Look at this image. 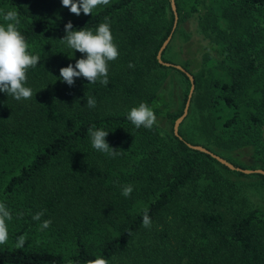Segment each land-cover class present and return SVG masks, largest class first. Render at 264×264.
<instances>
[{
	"label": "trees",
	"instance_id": "1",
	"mask_svg": "<svg viewBox=\"0 0 264 264\" xmlns=\"http://www.w3.org/2000/svg\"><path fill=\"white\" fill-rule=\"evenodd\" d=\"M175 2L178 21L198 15L220 56L204 80L192 73L191 102L200 100L202 129L214 143L252 147L264 168V0ZM13 9L29 51L40 62L27 71L26 86L36 93L29 104L0 92V173L8 178L5 194L20 197V208H29L31 216L43 215L30 228L15 227L12 237L24 236L26 243L22 248L9 240L0 245V264H88L98 256L109 264H264V206L231 217L218 208L226 203L227 180L211 162L232 169L190 148L181 128V138L174 129L165 138L156 127L136 128L127 119L141 102L154 109L156 118L173 123L183 113L170 109L161 87L147 82L153 72L179 74L184 108L189 77L157 58L174 27L171 0H111L92 14L56 19L22 0H0V24L7 23L3 14ZM105 18L119 49V57L109 62V83L78 77L69 86L59 79L60 68L75 66L85 54L61 42L65 25L71 21L76 30L95 31ZM87 97L95 98L94 108L87 106ZM109 100L121 101L124 108L104 112L102 104ZM90 127L108 131L106 140L120 154L94 149ZM49 175L52 190H38ZM253 175L264 184V174ZM129 184L133 192L125 197L122 189ZM72 206L78 213L63 221ZM145 209L150 228L142 225ZM48 219L51 226L41 231ZM158 222L164 225L157 227Z\"/></svg>",
	"mask_w": 264,
	"mask_h": 264
},
{
	"label": "rangeland",
	"instance_id": "2",
	"mask_svg": "<svg viewBox=\"0 0 264 264\" xmlns=\"http://www.w3.org/2000/svg\"><path fill=\"white\" fill-rule=\"evenodd\" d=\"M22 1L31 10H35L38 13L52 19L66 15L71 16L73 14L70 12L69 8L62 6V0ZM261 25L264 30V13L261 16ZM261 41L264 45L263 38ZM214 47L215 43L212 38L202 31L198 15H192L189 17L186 16L178 21L172 34V38L165 48L166 52L163 60L175 65H186L191 74H196L199 80H204L207 76V70L213 62H215L214 60L220 58V56L212 49ZM147 82L150 86L155 87L158 85L161 87V92L163 93L162 97L167 102L170 109L174 111L183 109L184 111L185 106L183 108V104L185 100V90L184 87H182L183 79L179 74L174 73L173 71L162 73L153 72L152 75L148 77ZM23 101L24 104H29L31 99ZM199 101L195 99V101L193 100V102H191L189 112L179 127L182 129L184 136L188 139V142L195 145H206L204 147L220 155L234 165L236 164L235 166L238 165L237 167L264 170L257 157L254 155L252 147H228L212 141L213 139L209 137L210 135L201 127L200 115L203 110H201V107L199 109ZM123 108L124 104L118 100H109L102 104V110L104 112H116L122 110ZM174 125L175 122L173 123L172 120L167 117H157V123L154 127L161 132L163 137L167 138L171 135L170 133L171 130L174 129ZM211 164L215 169V172L222 175L224 179L227 180V183H224V187L227 192L226 203L225 205L218 206L221 211L226 213L227 217L236 215L239 212H247L256 206H264V184L261 182L260 177L247 173L246 175H240L233 170L230 171L227 168H224L220 164L214 162H211ZM7 179L6 175L0 173V202L5 203L11 212L12 220L8 221V240L10 244L15 245L17 237H12L15 227L18 225H25L26 228H30L29 226L34 224L33 221L37 220H33V216H31L32 211L29 208H20V197H12L8 193L5 194L3 192ZM51 179H53V176L49 175L47 178L43 179V181L38 183V190L45 188V190H48L49 193L52 190L51 187L53 185ZM234 183H236V185L232 187L231 185ZM184 197H186V194L183 195V198ZM193 203L195 205L198 204L195 199L193 200ZM76 208L74 209L73 206L70 208L68 207V209L65 210L61 216V219L66 221L71 216H75L78 213ZM169 218L170 217H166V219ZM163 225L164 223L160 222L156 224L157 227ZM172 229H176V227H172ZM159 235L160 233L156 236L157 238L153 235L155 240H159ZM149 237H146L145 239L150 241ZM161 245L163 246L164 244ZM146 255L147 253L145 256ZM152 258L155 259V255L152 254ZM148 260H150L149 256Z\"/></svg>",
	"mask_w": 264,
	"mask_h": 264
},
{
	"label": "clouds",
	"instance_id": "3",
	"mask_svg": "<svg viewBox=\"0 0 264 264\" xmlns=\"http://www.w3.org/2000/svg\"><path fill=\"white\" fill-rule=\"evenodd\" d=\"M111 0H62V6L69 8L70 12L79 16L81 12L85 15L92 14L94 9L100 6L109 5ZM6 24H0V92H5L15 100H28L36 95L31 87L26 86L27 71L35 68L40 62L38 54H32L30 45L26 37L20 31L21 20L16 10H9L3 14ZM66 35L61 38V42L74 52L79 51L85 54V58L76 60L75 66L69 64L60 68L59 79L69 86L73 85L75 79L84 77L89 83L95 84L99 81L103 85L109 83V62L119 57L118 45L114 42L111 32L110 22L105 18V22L100 23L93 31L92 29L73 28L69 21L65 25ZM129 67H134L131 63ZM163 94V93H162ZM87 106L94 108L96 100L94 97H87ZM127 119L136 128L144 127L151 129L156 123L155 111L148 104L141 102L138 106L130 109ZM92 147L99 152L115 157L120 153L111 147L106 140L108 131L104 129L89 128ZM133 192V186L127 185L122 189V195L129 197ZM43 212L36 213L33 220H40ZM12 220V215L5 203L0 202V245L6 244L9 239L8 221ZM152 224L147 209L144 210L142 225L150 228ZM51 226V220H44L40 225L43 231ZM26 243V238H17L16 247L22 248ZM88 264H109L103 256H98L88 261Z\"/></svg>",
	"mask_w": 264,
	"mask_h": 264
},
{
	"label": "water",
	"instance_id": "4",
	"mask_svg": "<svg viewBox=\"0 0 264 264\" xmlns=\"http://www.w3.org/2000/svg\"><path fill=\"white\" fill-rule=\"evenodd\" d=\"M171 5H172L173 11H174V16H175V22H174L173 31L168 36V38L164 41V43L162 44V46H161V48H160V50H159V52L157 54V58H158L159 62L161 64H163V65L174 66V67L182 70L184 73L187 74V76L189 77V79L191 81V88H190V91H189V94H188V98H187V101H186V104H185L184 111H183L182 115L175 121V125H174V133H175V135L181 138L180 133H179V127H180V124L183 122V120L185 119V117L187 116V114L189 112L191 100H192V97H193V94H194V91H195V78L183 66L175 65V64H172V63H169V62H165L162 59L163 51L165 50V48L167 47L168 43L170 42V40L172 38V34H173V32H174V30H175V28L177 26V23H178V11H177L175 0H171ZM187 144L192 149L199 150V151H202L204 153H207V154L211 155L213 158L217 159L220 163H222L223 165H226L227 167H229L232 170L242 171V172L247 173V174H253V173H262V174H264V170L263 169H244V168H241V167H237L233 163L229 162L225 158H223L220 155L212 152L211 150L207 149L206 147H204L202 145H195V144H192V143H189V142H187Z\"/></svg>",
	"mask_w": 264,
	"mask_h": 264
}]
</instances>
